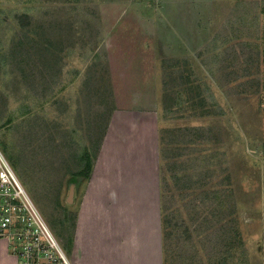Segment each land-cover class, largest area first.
<instances>
[{"label":"rangeland","instance_id":"374dc122","mask_svg":"<svg viewBox=\"0 0 264 264\" xmlns=\"http://www.w3.org/2000/svg\"><path fill=\"white\" fill-rule=\"evenodd\" d=\"M117 109L158 112L166 264H246L264 0H0V144L61 236Z\"/></svg>","mask_w":264,"mask_h":264},{"label":"crops","instance_id":"0c3cea01","mask_svg":"<svg viewBox=\"0 0 264 264\" xmlns=\"http://www.w3.org/2000/svg\"><path fill=\"white\" fill-rule=\"evenodd\" d=\"M158 121L153 109L112 113L88 176L78 190L72 185V225L59 223L73 264H166ZM257 163V178L243 192L251 206L236 212L246 264H264V158ZM15 263L0 242V264Z\"/></svg>","mask_w":264,"mask_h":264},{"label":"built area","instance_id":"2783aa9c","mask_svg":"<svg viewBox=\"0 0 264 264\" xmlns=\"http://www.w3.org/2000/svg\"><path fill=\"white\" fill-rule=\"evenodd\" d=\"M19 176L0 144V242L15 264H73L69 249Z\"/></svg>","mask_w":264,"mask_h":264},{"label":"water","instance_id":"95a60500","mask_svg":"<svg viewBox=\"0 0 264 264\" xmlns=\"http://www.w3.org/2000/svg\"><path fill=\"white\" fill-rule=\"evenodd\" d=\"M72 189H73V187H72V185H71V187H70V195H71Z\"/></svg>","mask_w":264,"mask_h":264},{"label":"trees","instance_id":"16d2710c","mask_svg":"<svg viewBox=\"0 0 264 264\" xmlns=\"http://www.w3.org/2000/svg\"><path fill=\"white\" fill-rule=\"evenodd\" d=\"M85 156H86V158H88V153H86V155H85Z\"/></svg>","mask_w":264,"mask_h":264}]
</instances>
